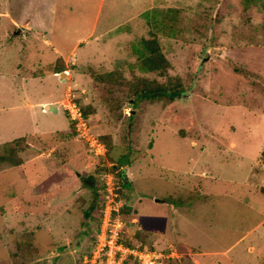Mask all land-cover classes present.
<instances>
[{
  "label": "rangeland",
  "instance_id": "rangeland-1",
  "mask_svg": "<svg viewBox=\"0 0 264 264\" xmlns=\"http://www.w3.org/2000/svg\"><path fill=\"white\" fill-rule=\"evenodd\" d=\"M108 201L165 264H264V0H0V264H83Z\"/></svg>",
  "mask_w": 264,
  "mask_h": 264
},
{
  "label": "built area",
  "instance_id": "built-area-1",
  "mask_svg": "<svg viewBox=\"0 0 264 264\" xmlns=\"http://www.w3.org/2000/svg\"><path fill=\"white\" fill-rule=\"evenodd\" d=\"M64 108L77 129L82 130L81 134L90 147L99 149L98 147H101V144L90 135L80 106L72 99H67ZM116 210L110 201L105 203L95 250L89 258H85L83 264H164L166 259L179 258L175 248L171 247L159 250L156 248L142 249L137 245H126L121 234L124 225L120 219L113 217L112 214Z\"/></svg>",
  "mask_w": 264,
  "mask_h": 264
},
{
  "label": "trees",
  "instance_id": "trees-1",
  "mask_svg": "<svg viewBox=\"0 0 264 264\" xmlns=\"http://www.w3.org/2000/svg\"><path fill=\"white\" fill-rule=\"evenodd\" d=\"M140 50L138 51L139 54V67L140 69L144 70V71H158L160 73L164 72L166 70V68L169 66V62L166 59V57L163 55V53L160 50V46L158 41L155 38H141L140 39ZM62 70H64V66L63 64H53V63H48L46 65H43L41 67H39L33 76H43L46 74H53V73H59ZM101 80L105 81L106 79L104 77H99ZM114 78V77H112ZM108 85V83H106ZM132 91L134 92L135 95L137 94H141V96H146V95H152L155 93H160V94H164L166 91L165 89H161L160 87H156L155 90H145L143 87H136L134 89H132ZM174 93L178 94L177 91L174 89L173 90ZM82 110L83 115H86V112ZM71 126V125H70ZM71 129V127H70ZM60 134L62 135H66L69 133H65V132H60ZM22 141L21 138H17V139H13L10 142V144H14L17 142ZM121 175L122 172H121ZM91 204H90V208L87 209L85 211V217H90V215H92V210L94 209V207H101V210L103 209V205H100L98 203V186L97 184H95L93 187H91ZM126 208V207H124ZM101 217V215H100ZM122 237L124 236V227L122 228ZM123 242L126 245L129 246H136L134 243H131L129 241H127L124 237L122 238ZM138 246V245H137ZM140 248L142 249H148L143 247L142 245H139ZM156 247H151L150 249H153ZM158 249V248H156ZM159 250H164V249H159ZM169 260H173V259H166L164 260V264L169 261Z\"/></svg>",
  "mask_w": 264,
  "mask_h": 264
},
{
  "label": "water",
  "instance_id": "water-1",
  "mask_svg": "<svg viewBox=\"0 0 264 264\" xmlns=\"http://www.w3.org/2000/svg\"><path fill=\"white\" fill-rule=\"evenodd\" d=\"M65 75V72H61L60 73V76L62 77V76H64ZM139 95H137V97H138ZM90 181H91V177H88V179H87V183H89L90 184Z\"/></svg>",
  "mask_w": 264,
  "mask_h": 264
},
{
  "label": "crops",
  "instance_id": "crops-1",
  "mask_svg": "<svg viewBox=\"0 0 264 264\" xmlns=\"http://www.w3.org/2000/svg\"><path fill=\"white\" fill-rule=\"evenodd\" d=\"M44 105H45V106H49V105H47V103H45Z\"/></svg>",
  "mask_w": 264,
  "mask_h": 264
}]
</instances>
